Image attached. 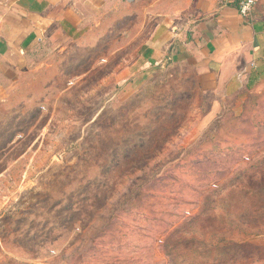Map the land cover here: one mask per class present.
<instances>
[{
	"label": "rangeland",
	"instance_id": "obj_1",
	"mask_svg": "<svg viewBox=\"0 0 264 264\" xmlns=\"http://www.w3.org/2000/svg\"><path fill=\"white\" fill-rule=\"evenodd\" d=\"M192 6L5 59L0 264H264V84L213 95L140 55Z\"/></svg>",
	"mask_w": 264,
	"mask_h": 264
},
{
	"label": "crops",
	"instance_id": "obj_2",
	"mask_svg": "<svg viewBox=\"0 0 264 264\" xmlns=\"http://www.w3.org/2000/svg\"><path fill=\"white\" fill-rule=\"evenodd\" d=\"M240 1L193 0L189 13L163 18L140 49L144 65L193 73L199 87L213 95L258 88L264 84V0H257L249 17L241 15ZM137 3L0 0V82L6 58L47 49L56 40L94 39L98 36L90 35L99 33L101 15L116 23L118 9L127 17Z\"/></svg>",
	"mask_w": 264,
	"mask_h": 264
},
{
	"label": "built area",
	"instance_id": "obj_3",
	"mask_svg": "<svg viewBox=\"0 0 264 264\" xmlns=\"http://www.w3.org/2000/svg\"><path fill=\"white\" fill-rule=\"evenodd\" d=\"M257 0H241L239 3V11L244 17H249L252 15L254 6Z\"/></svg>",
	"mask_w": 264,
	"mask_h": 264
}]
</instances>
